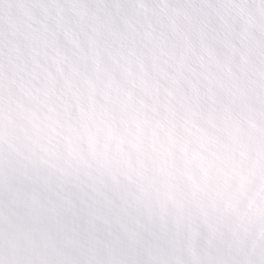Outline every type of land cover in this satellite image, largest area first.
Here are the masks:
<instances>
[{
    "label": "clouds",
    "instance_id": "obj_1",
    "mask_svg": "<svg viewBox=\"0 0 264 264\" xmlns=\"http://www.w3.org/2000/svg\"><path fill=\"white\" fill-rule=\"evenodd\" d=\"M0 264H264V0H0Z\"/></svg>",
    "mask_w": 264,
    "mask_h": 264
}]
</instances>
